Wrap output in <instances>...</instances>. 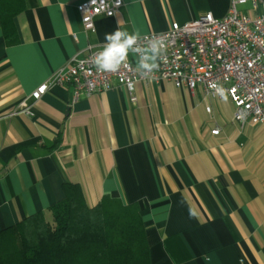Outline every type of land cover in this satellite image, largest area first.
<instances>
[{
  "label": "crops",
  "instance_id": "1",
  "mask_svg": "<svg viewBox=\"0 0 264 264\" xmlns=\"http://www.w3.org/2000/svg\"><path fill=\"white\" fill-rule=\"evenodd\" d=\"M82 1L27 0L8 38L0 22V232L34 214L52 221L71 182L91 206L104 194L139 204L152 264H264V123L237 121L229 96L151 80L131 102L115 80L78 98L69 84L30 98L91 39L224 17L231 0H124V19L99 16L95 33L81 24Z\"/></svg>",
  "mask_w": 264,
  "mask_h": 264
},
{
  "label": "built area",
  "instance_id": "2",
  "mask_svg": "<svg viewBox=\"0 0 264 264\" xmlns=\"http://www.w3.org/2000/svg\"><path fill=\"white\" fill-rule=\"evenodd\" d=\"M123 5L124 0H84L77 10L83 28L95 33V20L99 16L123 20ZM242 5L245 6L240 9ZM140 36L142 44L143 37L153 36H163L167 43L157 60L158 68L147 77L137 71V57L132 53L116 73L99 72L93 57L102 51L104 44L91 39L85 56L71 58L38 86L30 98L39 100L55 84L72 85L78 98L113 88L115 80L119 89L127 90L131 102L138 100L134 94L136 84L151 80H169L192 91L201 86L207 98H220L211 87L216 84L235 103L237 121L264 123V0H231L224 17L205 12L191 22H174L163 32ZM31 107L32 102L26 98L21 103V112L31 115ZM224 128L216 126L212 132L217 134Z\"/></svg>",
  "mask_w": 264,
  "mask_h": 264
},
{
  "label": "trees",
  "instance_id": "3",
  "mask_svg": "<svg viewBox=\"0 0 264 264\" xmlns=\"http://www.w3.org/2000/svg\"><path fill=\"white\" fill-rule=\"evenodd\" d=\"M27 0H0L5 37ZM65 198L51 207L52 221L38 214L0 232V264H152L138 203L104 194L91 206L78 183L64 184Z\"/></svg>",
  "mask_w": 264,
  "mask_h": 264
},
{
  "label": "clouds",
  "instance_id": "4",
  "mask_svg": "<svg viewBox=\"0 0 264 264\" xmlns=\"http://www.w3.org/2000/svg\"><path fill=\"white\" fill-rule=\"evenodd\" d=\"M141 39L139 33L130 34L120 30L106 34L102 51L93 57L97 70L116 73L126 65L129 53H132L137 57V71L147 77L158 68L157 60L162 57L167 43L163 36L143 37V44ZM211 87L222 99H227V91L222 86L213 84Z\"/></svg>",
  "mask_w": 264,
  "mask_h": 264
},
{
  "label": "rangeland",
  "instance_id": "5",
  "mask_svg": "<svg viewBox=\"0 0 264 264\" xmlns=\"http://www.w3.org/2000/svg\"><path fill=\"white\" fill-rule=\"evenodd\" d=\"M245 5L240 6V9H243ZM47 222V221H46ZM46 222L44 224L46 225Z\"/></svg>",
  "mask_w": 264,
  "mask_h": 264
}]
</instances>
